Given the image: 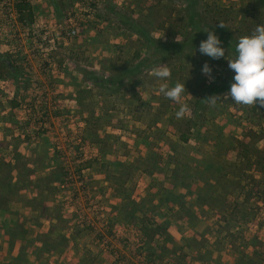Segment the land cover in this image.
Segmentation results:
<instances>
[{"label":"rangeland","instance_id":"rangeland-1","mask_svg":"<svg viewBox=\"0 0 264 264\" xmlns=\"http://www.w3.org/2000/svg\"><path fill=\"white\" fill-rule=\"evenodd\" d=\"M30 1L34 4L36 21L25 29H17L2 9L4 0H0V34L5 40L19 39L20 33H24L22 37L25 38V43L19 41L13 45L15 49L11 53L25 68L22 82L16 86L17 90L14 89L17 94L11 91V98L17 97L18 105L14 106V101L7 102L8 92L0 90V121H8V138L0 139V158L5 161L11 158L14 153L11 143L21 142L22 150L27 152L25 182L18 183L14 177L0 174L4 182L14 184L7 193L13 202H6L5 194L0 195V264H25V251L34 246H43L50 252L54 246H69L68 254L73 260L68 262L66 256L61 260L50 259L47 254L44 262L49 264H74L80 256H88V261L94 260L93 264H195L198 244L207 242L210 248L217 245L216 250L209 249L214 263H228L237 247L240 257L237 264H264V171L251 169L243 173L236 169L237 166L233 167L231 164L241 159L231 150L227 140L243 138L249 130L262 133L263 128L251 116H246V105L236 104L231 99L222 100L230 88L221 86V82L233 72L228 68L227 59H213L202 54L199 47L190 46L175 60L165 61L156 56L141 71L124 75L127 90L120 94H112L107 85L85 81L86 76L79 71V67L93 68L104 77H111L150 52L140 33L121 22L116 12L131 16V23L141 21L156 38H183L190 27L176 24H179L177 18L185 13L179 10L172 13L174 6L177 9L183 6L180 1L174 6L170 3L161 7L157 0H66L65 10L58 14L52 0ZM7 2L13 4L15 0ZM247 4L249 0H218V5L225 8L218 12L222 19L219 22L235 28L244 19ZM149 5L155 6L154 13L148 11ZM260 8L255 13L264 21V6ZM254 11L249 14L255 15ZM148 13L150 18L143 19ZM161 22L182 31L167 38L165 34L173 27L165 31L156 28ZM67 27L77 28V34L72 38H56L55 31ZM49 38L54 39L49 41ZM118 46H124L122 56L125 61L129 60L126 67V63L116 60ZM229 51L226 50V55L233 58ZM205 63L212 69L211 81L202 72ZM163 64L170 67L169 78L161 79L152 74ZM177 82L186 85L182 102L187 104L188 112L182 119L175 115L180 104L160 91L161 84L173 87ZM213 95L221 99H217L215 106L204 100L198 111L202 115L197 118L195 110L201 98ZM190 119L196 124L191 129L190 142L184 143L179 133L189 127ZM1 123V127L5 125ZM90 125L100 138L107 139L106 144L86 138V128ZM259 145L264 146V139ZM201 151L211 152L217 162L233 167L235 174L230 173L227 183L221 187L223 196L234 201L240 194L243 200L247 193L249 202L240 205L239 211H231L229 207L220 213L218 208L200 205L194 196H187L186 201L192 208L187 212L191 221L183 216L178 206L163 212L172 222L168 231L172 237L169 247L174 254L148 255L147 239L139 234L141 220L149 216L162 222L159 213L142 211L131 223L125 224L117 221L115 209L122 206L127 194L142 203L148 191L149 195L160 191L161 188L159 190L153 183H163L164 189L170 192L185 193V188L172 186L163 174L167 172L171 176V169L176 166L173 160L179 161L182 170L189 164L194 165ZM104 157L123 164L136 161L140 169L148 164L155 172L149 175L136 170L132 182L126 185L129 190L125 191L112 186L108 180V173L118 168L115 164L110 165V171L97 170L99 166L95 160ZM90 160L94 167H87ZM112 180L114 184L121 182L116 178ZM47 181L54 183L44 199L41 193L48 186ZM7 203L10 209L5 208ZM56 208L59 211H53ZM29 209L33 212L28 216L37 225L42 215L60 213L61 219L55 223L46 219L43 227L35 229L37 234H29L25 232L28 218L25 213ZM54 225L61 228L53 233L47 228L51 226L52 229ZM187 238H193L196 251L189 249Z\"/></svg>","mask_w":264,"mask_h":264},{"label":"trees","instance_id":"trees-1","mask_svg":"<svg viewBox=\"0 0 264 264\" xmlns=\"http://www.w3.org/2000/svg\"><path fill=\"white\" fill-rule=\"evenodd\" d=\"M157 1L159 5H161V7L168 6L170 3H173L172 5L174 6V3L177 1H180V3L183 5L180 9H177L175 6L172 9V13H174L175 10H179L180 12L185 13L183 14V16L181 15V18H177L179 20V24L176 25H178V27H190L189 32H187L183 36V38H180L181 42L175 39L163 40L162 38H156L151 35V31L145 28L141 21L134 20V22L131 23V16H128L125 13L116 12L120 17L119 19L121 22L126 23L131 28H135L140 33L141 38L147 42V47L150 52L142 56V58L136 63L131 64L129 68H125L120 73L114 74L111 77H104L103 74L93 68L89 69L87 67H79L80 73H83V75L86 76L84 78L85 81H90L97 85H107L110 88L112 94H120L127 90V84L124 82L123 78L125 74L141 71L142 68L145 67L150 60L155 59L154 57L156 56L165 61L175 60L176 58L180 57V54L188 50L189 46L194 48L199 47L201 42L203 40H206L208 37V32H205L204 30H214L222 41L221 46L230 50L233 54L232 56L234 57L235 47L239 41V38L244 35H250L257 24L264 23V21L260 20V15L258 16L255 13L256 11H259L261 9V6H264V0H249V4H247L244 9V19L240 22V24L235 26V28L223 21L219 22L222 19L219 18L218 12H222L223 10H225V8L218 5V0ZM52 2L57 14L58 11L65 10L67 3L66 0H52ZM252 4L254 6H252ZM14 5L17 13V20L20 23L21 28L25 29V27L32 26L36 21L34 4L30 0H15ZM147 7L149 12H155L153 10L155 7L154 5H149ZM251 10H255V15L251 16L249 14ZM150 16L151 14L148 13L146 16H143V19H149ZM221 23L224 24L223 27L220 26ZM167 27L168 26H166L165 22H161L156 26V28L163 31L173 27L171 28L170 32H167L165 34L167 38L168 36L172 37V34H178L182 31L175 26H171L168 28ZM118 49L119 54L116 57V60L126 63L124 66L126 67L129 60L125 61L124 56H122L124 46H118ZM123 65L124 64H119L118 66ZM217 65L218 63H216V66ZM24 69V66L20 64L18 62V59H16L12 54H10L9 52L6 54L0 53V78L12 79L17 83H20L22 82L21 79ZM234 75L235 73L232 72L226 78H224L221 82V86L230 88L233 82ZM215 89H218V87H216ZM138 99L142 102V99H140L139 97ZM204 99L205 98H201L199 107L197 108V110H195V115L197 118L202 115L201 112L198 111L203 107ZM13 101L14 103H12L14 106L18 105L17 97H15ZM244 111L246 113V116H251V118L255 119V121L260 124V126L263 128V132L257 133L249 130L244 134L243 138H227L230 143L231 150L235 151L238 158L241 159L239 163L235 161L231 165H233V167L237 166L236 169H239L243 173H247V171H250L251 169H256L259 172H262L264 171V146L261 147L259 143L262 139H264V106H261L259 104L251 106L246 105V107H244ZM186 124H188V122H186ZM195 124L196 123L192 119H190L189 127L187 126V129L185 131H181L179 133V138L182 142H190L192 135L191 129L195 126ZM85 136L91 142H99L103 144L107 143V139L105 137L100 138L96 129H94L91 125L86 128ZM108 137L109 136H107V138ZM253 138H255L256 140H253ZM201 154L202 155L198 159V161H195L194 165L189 164V166H187V169L185 170H182L180 168L181 165L178 164V160H173L175 161L173 162V164H176V166H174L175 168L171 169V176H168L167 172H164L163 174L165 175V178L170 179L172 186H181L185 188V193H175L173 191L170 192L169 190L164 189L163 183H153L156 184L155 187H157L158 189L161 188V190L159 189L160 191L158 192L153 191L151 195H149L148 191L142 203L134 200L130 196V194H127L122 206H117V208L115 209L117 213V221L125 224L131 223L134 219H136L137 213L142 211L146 213H159L158 216L163 219L161 220L162 222L149 216H145L141 220L140 233L142 238H144L143 236H145L147 239L146 242L148 243V255H155L156 253H159V255L166 253L174 254V251H171L169 247V243H171L172 237L168 231V227L172 222L166 216H164L163 212L164 210L171 209L174 206H178L180 208L179 211L181 210L183 216L185 215L184 217L187 220L189 219V221H191L187 212H191L192 208L189 207V203L186 201L187 196H194L195 202L200 205H208L215 209L218 208L220 213L226 212L229 207L232 208L231 211H239L238 207L240 205L244 206L249 202L250 196L247 193H245V198L243 200H240V194H237V198L234 201L229 200L227 196H223L224 193L222 192L221 187L222 185L227 183L226 179L230 173L235 174V172L232 170L233 167L217 162L216 159H213L215 155L211 152L201 151ZM16 157L17 161L19 162L15 166L0 158V174L3 173V175L7 177H17L18 183L19 181L25 182V178L23 177L25 173V162L22 160V156L21 158L20 155ZM147 157L150 158V155H148ZM175 157H178V155ZM95 162L99 166V168L96 167L97 170L101 172L110 171V165L115 164L118 168L108 173V180L112 184V186L116 185L120 189H126L125 191L129 190V188H126V185L129 181L132 180V175L136 170L143 171L144 173H147L149 175H152L155 172V170L148 164H146V167H144L143 169H140L141 166H139V164L137 165L136 161L129 164H123L122 162L115 160H106L104 157L103 159L95 160ZM155 162L158 163V161L156 160ZM88 166H95L92 160L89 161L87 167ZM12 171H16L17 174H11ZM178 173H180V176ZM240 175L241 174H238L237 176ZM112 178L121 180V182L118 181V184H114ZM47 183L48 186L44 187V189L42 190L43 192L41 193V197L43 198L45 195L47 196L45 191L49 192V189L54 182L47 181ZM13 185L14 184L9 181L4 182V179H0V195L5 194L6 202L11 200V198L7 196V193L9 192L8 188ZM8 204L9 203L6 204L5 208H8ZM54 211H59V209L56 208ZM235 215L237 214L234 213V216ZM157 234L163 236L165 243L159 249L154 250L152 243L155 235ZM197 251L199 254L197 256V259L199 261L212 262L214 260L209 257L212 253H210V250L201 252V249H199ZM93 262L94 260L88 261V256H86L85 259L82 260L83 264H93Z\"/></svg>","mask_w":264,"mask_h":264},{"label":"clouds","instance_id":"clouds-1","mask_svg":"<svg viewBox=\"0 0 264 264\" xmlns=\"http://www.w3.org/2000/svg\"><path fill=\"white\" fill-rule=\"evenodd\" d=\"M224 26L223 23L220 25ZM208 32V37L203 40L199 46V51L213 59L226 58L228 68L235 75L230 90L223 94L222 100L231 99L240 105H261L264 106V23H259L253 29L250 35H244L239 38L235 47V56L229 58L226 55V48L214 30H204ZM177 41L181 42L179 36ZM202 72L211 77L212 69L208 63H205ZM157 78H169L171 76L170 67L163 64L153 70L152 73ZM186 85L177 82L175 86L169 87L167 83L160 85V91L169 98L180 104L179 110L175 113L177 119H182L188 112L187 104L182 102V94L185 92ZM219 95H213L205 98L211 106H215Z\"/></svg>","mask_w":264,"mask_h":264},{"label":"crops","instance_id":"crops-1","mask_svg":"<svg viewBox=\"0 0 264 264\" xmlns=\"http://www.w3.org/2000/svg\"><path fill=\"white\" fill-rule=\"evenodd\" d=\"M19 35H21L19 39L12 40L10 38H8V39L6 38V40H5V38L2 36V34H0V53L6 54V53L9 52L11 54L12 51H14L13 49H15V47H13L14 44H17L19 41L25 43V38L22 37V35H24V33H20ZM4 40H5V42H4ZM18 62L21 64V62L19 60H18ZM11 83H14L13 84L14 85V88L12 87ZM18 84L19 83H17L16 81L13 82L12 79H3V78H0V90H4L5 92H8V94H7L8 97L7 98H8L9 101L7 100V102L12 103V101L15 99V98L14 99L11 98L12 97L11 96V94H12L11 91H14V89L17 90V87L16 86ZM14 93H16V92L14 91ZM1 122H3V125L5 123V125L2 126V127H1V125H2ZM0 127H1L0 128V139L8 138L7 137L8 121L5 120V119L3 121H0ZM10 147H14L13 148L14 149V153L11 156L10 159L9 158H5L6 159V162H9L13 166H15L19 162V161H17V157H16L18 155H20V158L22 156V160L25 162V154L27 152H25V150H22V143L21 142H19L18 144L17 143H11L10 144ZM14 174H17V172L14 171L13 172V175ZM1 175H3V173ZM14 178H15L14 181H18V178L17 177H14ZM22 182L23 181H21V182L19 181V183H22ZM45 193H47V192L45 191ZM46 197L47 196L45 195L44 196V199H46ZM9 202H13V201L10 200ZM8 208L10 209V206L9 205H8ZM34 210L36 211V209H34ZM53 211H54V209H53ZM32 212H33V210L29 209L25 213L26 214V217H28L27 218V221H25V232L26 233H29V234L30 233L37 234V232H34L35 229L37 230L41 226L43 227L44 222L46 221V219H47V222H51L52 221L54 223L56 222L55 220H60L61 219L60 213H59V215H53V216L42 215L41 220L39 221V223L37 225L36 223H33L34 221L32 220V218L30 216H28V214H32ZM166 217L168 218V216H166ZM201 221L202 220L200 219L199 223ZM185 224H186V222H185ZM50 227L51 226H49V228H47V229L49 231L53 232V233H54V230H56L58 228H61L59 225H54V228H52V229ZM40 230H43V229H39V231ZM195 233H197L196 230H195ZM139 234H141L140 233V230H139ZM67 236H69V234H67ZM158 237L159 238L161 237L162 239H158ZM25 238L27 239L26 235H25ZM186 241H187V243H189V249L190 250H194V248H197V247H198V249H201L202 252H204L206 250H209V249L210 250H216L217 249L216 248V246H217L216 244L213 245L214 246L213 248L207 247V246H210L208 244V242L205 243V245H201L200 246L198 244L197 247H194L193 246V243H195V241H193V238H187ZM164 243H165V241H164L163 236L158 235V234L155 235L154 240H153V243H152L154 250L159 249L160 247H157V246H163ZM54 248L55 249H53L51 252L50 251H47V249H45L43 246H34L33 248L30 247V248L26 249V251H25V264H49L47 262L46 263L44 262V257L47 254L49 255L50 259H60L61 260L64 256H66V260L68 259V262L71 261V260H73V258L71 256H69V254H68L69 253V246L68 247H66V246H54ZM185 248H186V246H185ZM70 250H73V249L70 248ZM195 250H197V249H195ZM236 250L238 251L237 247H235L233 249L234 256L230 259V261L228 263L227 262H222V263H225V264H237L240 257L238 256L239 253ZM55 251H59L61 253V255L58 256V254H55L56 253ZM157 254H159V253H156V255ZM142 255L145 256L149 260V258L145 255V252H142ZM156 255H155V257H156ZM55 257H58V258H55ZM83 259H85L84 256L83 257L80 256V258L76 257V261H74V264H83L82 263V260ZM68 262L67 263L65 262L64 264H68ZM194 262H195V264H200L202 261L200 262V261H198V260L195 259ZM206 263L208 264L209 262L206 261ZM209 264H217V263H214V261H212V263H209Z\"/></svg>","mask_w":264,"mask_h":264},{"label":"built area","instance_id":"built-area-1","mask_svg":"<svg viewBox=\"0 0 264 264\" xmlns=\"http://www.w3.org/2000/svg\"><path fill=\"white\" fill-rule=\"evenodd\" d=\"M14 6V7H10L8 8V6ZM2 6L5 11V15L6 16H10L11 17V20L13 21V26L14 28H17V29H20V23L18 22L17 20V13H16V10H15V5H14V2L13 4L11 2H7V0H4V2L2 3ZM12 26V27H13ZM78 30L77 28L75 27H67V28H64V29H60V30H56L55 31V36L56 38L58 39H64V38H72L73 36H75L77 34ZM54 38H49V41H53ZM70 178H72V176L70 175L69 176ZM64 187V185H62Z\"/></svg>","mask_w":264,"mask_h":264}]
</instances>
